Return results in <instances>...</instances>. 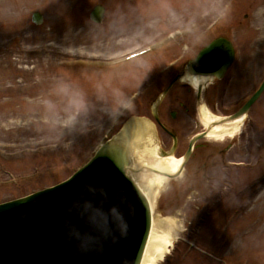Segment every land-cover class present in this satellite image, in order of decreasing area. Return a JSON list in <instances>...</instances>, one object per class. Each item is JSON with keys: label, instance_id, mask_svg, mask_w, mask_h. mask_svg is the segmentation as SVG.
<instances>
[{"label": "rangeland", "instance_id": "rangeland-1", "mask_svg": "<svg viewBox=\"0 0 264 264\" xmlns=\"http://www.w3.org/2000/svg\"><path fill=\"white\" fill-rule=\"evenodd\" d=\"M97 5L105 9L100 26L89 21ZM34 12L43 17L38 26L31 22ZM175 31L180 36L173 41L170 37ZM218 37L228 38L236 50V67L230 71L232 114L264 79V0H0V203L64 182L89 161L103 135L119 131L131 120H151L155 99L182 71L185 61ZM152 45L163 48L118 68L97 71L84 63L120 59ZM178 58L179 64L161 74L163 67ZM63 84L71 85L74 92H62ZM187 93L177 86L169 91L158 106L162 121L179 125V104L190 99ZM121 94L131 104L115 124L118 118L106 115V101ZM81 97L88 104V116L75 128H61L56 120ZM171 112L177 114L175 121L169 117ZM234 136L230 162L244 165L230 170V210L216 207L206 217L208 206H198V210L189 209L186 218L174 214L182 227L188 226L186 239H178L173 257L162 264H196L201 256L188 246L191 239L198 248L215 252L211 237L219 233L227 211L235 238L236 234L254 237L261 245L250 238L246 247L234 249L245 259L239 261L235 252L222 257L223 261L241 264L249 258V264H264V92ZM195 170L193 179H199ZM191 175L186 171L179 179L184 183L175 185L182 190L159 201L157 220L171 211L186 212L181 204L190 192L187 187L195 185L189 180ZM160 223L166 226L163 220ZM196 225H201L199 235L193 233ZM221 254H226L223 249Z\"/></svg>", "mask_w": 264, "mask_h": 264}, {"label": "water", "instance_id": "water-1", "mask_svg": "<svg viewBox=\"0 0 264 264\" xmlns=\"http://www.w3.org/2000/svg\"><path fill=\"white\" fill-rule=\"evenodd\" d=\"M102 14V9L96 7L91 19L98 23ZM33 20L38 23L40 17L35 15ZM233 58L232 47L225 41L217 40L198 55L195 63L212 67L215 66V60H221L219 65L224 70L232 63ZM263 89L264 82L259 91L233 118L243 115ZM164 94L160 96L158 102ZM131 126L132 124L126 126L116 138L105 144L93 160L68 182L54 189L0 206V264H23V262L38 264L39 253L33 255L35 243L31 236L39 234L38 224L42 213L49 209L47 205L79 203L85 193L90 194L89 201L92 200L93 206L88 212L95 214L90 219L84 216L81 222V228L87 229L93 238L90 264L102 263L103 258L96 249L100 243L106 244L113 240H116V250H120L119 264H139L150 226V213L142 194L125 175L126 168L130 165L127 140L130 142L131 139L127 131ZM12 208L18 213H8ZM5 211L7 214H4ZM88 212L83 214L87 215ZM47 221L52 220L47 217ZM62 233L57 239L50 241L51 229H49L41 239L46 244V248L56 249L58 252L64 250L69 255L73 245L66 228ZM96 233L102 236H97ZM10 236L12 240L16 239L13 245L9 243ZM20 236L28 239L30 237V240L18 241ZM58 240L63 242V248H56ZM79 246L84 247L85 243L81 241ZM43 251L40 253L42 254ZM108 255L112 256V252ZM106 264H109L107 259Z\"/></svg>", "mask_w": 264, "mask_h": 264}, {"label": "bare ground", "instance_id": "bare-ground-1", "mask_svg": "<svg viewBox=\"0 0 264 264\" xmlns=\"http://www.w3.org/2000/svg\"><path fill=\"white\" fill-rule=\"evenodd\" d=\"M188 76V74H184ZM193 84H210L214 79L211 76H191ZM202 114L203 127L207 128L208 138L212 137L216 140L223 138V135H233L234 131H237L240 125L245 120V115L236 119H220L214 117L207 107L204 105L200 110ZM224 120V121H223ZM130 134L129 144V156L133 158V164L126 168L125 175L130 178L131 182L136 185L139 191L143 194V198L150 207L151 214V231L146 243L145 252L140 264H158L164 256L168 253L170 247H172L175 238L178 236V232L173 227V221L169 215L159 217L157 220V204L161 198L160 190H164V184L171 178H174L178 174V170L181 168L183 158L170 156H158L157 144L153 137V130L150 124L143 126L140 123L133 124L127 131ZM145 132V137L148 134L147 140H143L138 134ZM145 139V138H144ZM143 140V141H142ZM182 175V173L180 174ZM90 194L85 193L83 199L79 203H58V205L49 204V209H46L38 224V235L32 234L31 239L35 243L33 249V255L39 253L38 264H90L91 252L90 248L93 246V238L87 229L81 228V222L84 216L87 219L94 217L93 212H88L91 207L93 208L91 201H89ZM88 200V202H86ZM46 207V206H45ZM83 212H88L84 215ZM159 215V214H158ZM47 217H50L52 221H47ZM165 220L164 223L168 226L161 225L160 220ZM159 222V223H158ZM66 228L67 233L70 236L73 248L68 255L64 250L58 252L56 249L46 248V244L41 239L43 234L51 229L50 241H54L61 236L62 230ZM87 228V227H86ZM30 235V234H29ZM97 236H102L96 233ZM29 239L22 236L18 238V241H29ZM83 241L84 247H80L79 243ZM16 243V239L12 240L9 237L10 245ZM116 240L110 241L106 244L100 243L96 249L99 255L103 258L101 264H106V259L109 264H119L120 254L119 249L115 247ZM15 245V244H14ZM57 247H64L61 240H58ZM44 250V251H43ZM43 253L41 254L40 252ZM112 252V256L108 253ZM108 258H107V257ZM23 264H28L23 262Z\"/></svg>", "mask_w": 264, "mask_h": 264}, {"label": "flooded vegetation", "instance_id": "flooded-vegetation-1", "mask_svg": "<svg viewBox=\"0 0 264 264\" xmlns=\"http://www.w3.org/2000/svg\"><path fill=\"white\" fill-rule=\"evenodd\" d=\"M229 72H230V70H229ZM226 76H225V78H226ZM225 78L221 79L220 81H215L210 87H208L206 90L203 89L200 93L198 92V90H195L193 92V90L190 89L187 84L176 85L177 87H180L182 90H184L186 93L188 92L190 94L189 100L183 99L185 102H181L179 104V106H180L179 108L181 111L180 119H182L183 118L182 115L185 114V118H183L181 120V126H182L184 134L190 132L193 129V126L191 124V117L194 115L197 116L196 102H197V99L199 96L201 99H203L206 102L207 105L209 104L208 106L211 108L218 105V107L221 110L223 108V103L226 105H230V75L226 80H225ZM169 83H170V81H169ZM210 89H212L211 99L208 102L207 101V95H208V91ZM194 96H195V100H194ZM174 102H178L177 99H174ZM227 151L230 152V147L225 152H227ZM204 152H207L210 155H212V153H213L209 147L204 146V145H200V147L196 149L195 167H196L197 171L200 168V166H203L204 164L206 165L210 159H213L209 155L205 154ZM216 152H219L220 154H216ZM216 152L214 155L216 157H215V159H213L215 167L218 166V163L221 161V159L223 157L222 156V150H218ZM228 173L230 175V171ZM216 175H217V173H216Z\"/></svg>", "mask_w": 264, "mask_h": 264}, {"label": "clouds", "instance_id": "clouds-1", "mask_svg": "<svg viewBox=\"0 0 264 264\" xmlns=\"http://www.w3.org/2000/svg\"><path fill=\"white\" fill-rule=\"evenodd\" d=\"M61 91L64 93H70L74 92L71 85L63 84L61 86ZM76 95H79L76 93ZM106 103L109 104V109L106 112V115H108L110 118H118L120 114V110L123 108L130 107V100L123 97V94H121L120 98L113 97L111 101H106ZM46 107H51V105H46ZM71 111L66 110V115L62 119H57L56 124H58L61 128L65 129H72L77 126V124L80 122L82 117H86L89 114V108L87 102L81 97L79 100L72 102L71 105Z\"/></svg>", "mask_w": 264, "mask_h": 264}]
</instances>
